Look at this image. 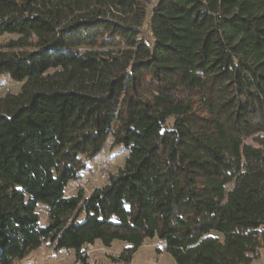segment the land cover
<instances>
[{
	"label": "trees",
	"instance_id": "1",
	"mask_svg": "<svg viewBox=\"0 0 264 264\" xmlns=\"http://www.w3.org/2000/svg\"><path fill=\"white\" fill-rule=\"evenodd\" d=\"M0 0V264L147 238L176 264L264 247V0ZM112 138L89 194L66 186ZM47 208L45 224L37 206Z\"/></svg>",
	"mask_w": 264,
	"mask_h": 264
},
{
	"label": "rangeland",
	"instance_id": "2",
	"mask_svg": "<svg viewBox=\"0 0 264 264\" xmlns=\"http://www.w3.org/2000/svg\"><path fill=\"white\" fill-rule=\"evenodd\" d=\"M158 0H152L151 6ZM15 35L0 34V44ZM21 82L13 81L7 75H0V96L7 92H17ZM102 151L87 160V170L81 172L80 177L66 186V194L72 195L82 188L85 193L98 186H102L110 174H116L117 170L123 165L124 156L127 151L119 145L112 143V138H108ZM37 212L42 224L47 222V208L39 204ZM110 246H103L99 241H94L90 245L82 248V254L86 256L87 264H125L118 256L128 245L122 241H114ZM128 264H176L174 259L166 252L164 243L156 238H147L131 256ZM13 264H82L81 259H76L72 249L62 248L59 251L53 250L47 241L27 253L24 257L16 259ZM248 264H264V247L259 250V256Z\"/></svg>",
	"mask_w": 264,
	"mask_h": 264
}]
</instances>
